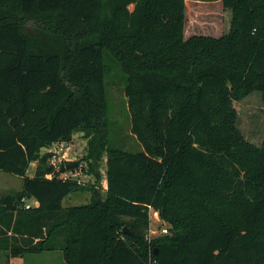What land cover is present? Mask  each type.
Instances as JSON below:
<instances>
[{
    "label": "trees",
    "instance_id": "16d2710c",
    "mask_svg": "<svg viewBox=\"0 0 264 264\" xmlns=\"http://www.w3.org/2000/svg\"><path fill=\"white\" fill-rule=\"evenodd\" d=\"M222 2L227 33L185 38L186 0H0V170L24 181L0 197L7 258L264 264V141L245 138L234 106L264 102V0ZM105 53L127 75L141 151L110 140ZM78 131L87 153L61 171L42 149ZM104 160L105 197L65 207L81 182L64 174L82 164L100 181ZM150 208L170 225L151 241Z\"/></svg>",
    "mask_w": 264,
    "mask_h": 264
},
{
    "label": "rangeland",
    "instance_id": "374dc122",
    "mask_svg": "<svg viewBox=\"0 0 264 264\" xmlns=\"http://www.w3.org/2000/svg\"><path fill=\"white\" fill-rule=\"evenodd\" d=\"M185 13V38L200 34L218 37L230 29L231 11L225 8L222 0H186ZM105 62L109 69L106 73L105 85L108 94L110 140L124 149L141 151L143 145L132 132L131 113L126 95L127 75L109 53H105ZM234 106L238 112V127L245 138L261 145L264 141V102L261 92L254 91L247 97L234 101ZM87 145L88 139L82 131H78L74 133L71 142L54 143L43 148L42 153L55 151L56 160L53 161L51 158V161L56 167H60L61 171H64L65 162L84 159L88 150ZM61 147L63 149H60ZM35 168L36 162H33L28 173H34ZM105 169L106 162L104 160L103 175L100 181L96 180L92 174L83 172L82 164L79 169L66 172L65 177L78 178L81 186L64 198L63 205L67 207L90 202L95 188L99 189L102 198L105 197L107 185ZM23 184L21 176L0 170V197L10 192L20 191ZM30 201L35 202L34 199L27 202ZM164 227L169 229L170 225L161 218L158 211L151 209L150 221L146 230L147 239L151 241L153 238L163 235ZM0 264H66V262L61 250L24 253V255L10 256L8 259L6 254L0 251Z\"/></svg>",
    "mask_w": 264,
    "mask_h": 264
},
{
    "label": "built area",
    "instance_id": "2783aa9c",
    "mask_svg": "<svg viewBox=\"0 0 264 264\" xmlns=\"http://www.w3.org/2000/svg\"><path fill=\"white\" fill-rule=\"evenodd\" d=\"M60 149H63V147H61ZM52 152H53L52 159H53V161H54V160H56V155H55V151H52ZM31 205H33V204L30 203V202H27V204H26L27 207H30ZM151 209H152V208H150V210H151ZM149 216H150V213H149ZM162 230H163L164 233H168V228H167V227H164Z\"/></svg>",
    "mask_w": 264,
    "mask_h": 264
},
{
    "label": "crops",
    "instance_id": "0c3cea01",
    "mask_svg": "<svg viewBox=\"0 0 264 264\" xmlns=\"http://www.w3.org/2000/svg\"><path fill=\"white\" fill-rule=\"evenodd\" d=\"M28 174H29L30 176H33L34 173H32V174L28 173ZM106 187H107V185H106ZM30 202H32V201H30ZM32 204L35 205V204H36V200H35V202H32ZM6 257H7V256H6ZM7 259H8V258H7Z\"/></svg>",
    "mask_w": 264,
    "mask_h": 264
},
{
    "label": "water",
    "instance_id": "95a60500",
    "mask_svg": "<svg viewBox=\"0 0 264 264\" xmlns=\"http://www.w3.org/2000/svg\"><path fill=\"white\" fill-rule=\"evenodd\" d=\"M126 232L131 233V231L128 228H124Z\"/></svg>",
    "mask_w": 264,
    "mask_h": 264
}]
</instances>
